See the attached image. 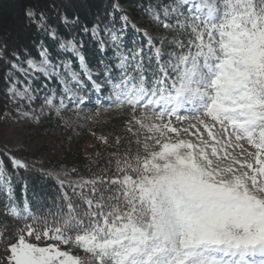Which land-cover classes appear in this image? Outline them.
Wrapping results in <instances>:
<instances>
[{
	"label": "snow or ice",
	"instance_id": "1",
	"mask_svg": "<svg viewBox=\"0 0 264 264\" xmlns=\"http://www.w3.org/2000/svg\"><path fill=\"white\" fill-rule=\"evenodd\" d=\"M112 8L118 11L119 4ZM145 12L174 35L157 43L144 32L145 42L126 48L124 29L106 28L118 75L101 61L110 85L106 99L130 108L128 132L138 136L136 128L146 129L145 154L117 157L112 176L59 181L60 194L41 213H33L27 200L22 209L13 202L12 175L0 161L6 214L23 221L15 242L7 240L6 264H264V0H174ZM26 14L34 17L31 10ZM121 20L127 25V15ZM91 31L96 35L98 27ZM60 47L80 56L72 41ZM105 47L101 41V52ZM41 55L42 65H49ZM29 67L58 74L31 61ZM64 68L82 86L80 73ZM91 87L101 90L95 81ZM174 120L194 122L178 128ZM182 132L198 142L180 138ZM233 147L239 156L228 152ZM9 159L14 170H28ZM29 237L55 243L39 246ZM6 238L0 231V240Z\"/></svg>",
	"mask_w": 264,
	"mask_h": 264
},
{
	"label": "trees",
	"instance_id": "2",
	"mask_svg": "<svg viewBox=\"0 0 264 264\" xmlns=\"http://www.w3.org/2000/svg\"><path fill=\"white\" fill-rule=\"evenodd\" d=\"M172 2L174 0H0V135L8 125L7 114L24 108L30 113L32 121L28 128L34 129L36 138L42 141L31 152L24 149L10 151L0 146V161L12 175V199L21 209L27 200L33 213H41L60 194L58 182L50 176L46 179L40 168L62 166L71 170L80 180H90L101 174L115 175L116 159L122 158L126 152L141 156L145 152L140 147L141 141L130 135L123 120L115 118L111 122L110 134L101 137L90 128H80L75 133L72 128L65 127L53 108L39 110L37 106L27 107L9 91L12 82L9 73L13 72L11 63L38 59L40 50L45 49L53 61L74 64L75 60L59 49V40L51 38L52 30L59 39L72 41L78 46L88 65H96L102 60L108 63L105 58L107 53L99 50L98 42L92 36L94 25L98 27L101 38L106 28H118L123 14L134 20L141 19L142 15H147L145 9L149 6L159 11L162 5ZM114 3L119 4L118 11L113 10ZM29 10L34 13L31 19L26 14ZM141 26L151 28L153 24L146 22ZM85 27L89 29L87 32L84 31ZM169 35L172 37L174 34L169 32ZM133 41L142 43L144 39L140 35L125 34L123 43L126 48H130ZM34 85L38 89L43 88L42 83L34 82ZM137 140L140 143H136ZM44 141L49 142L45 144ZM9 154L25 162L28 170H14ZM44 154H47L44 161H36L37 157ZM25 180L28 183L27 191L24 189ZM65 191L71 194L70 188ZM7 203L8 194L0 192V231L7 233V238L0 240V264H6L7 240L15 242L17 230L23 223L6 214ZM28 239L39 246L55 243L51 240L37 242L34 237ZM59 247L71 250L75 255H84L71 245L61 244Z\"/></svg>",
	"mask_w": 264,
	"mask_h": 264
},
{
	"label": "rangeland",
	"instance_id": "3",
	"mask_svg": "<svg viewBox=\"0 0 264 264\" xmlns=\"http://www.w3.org/2000/svg\"><path fill=\"white\" fill-rule=\"evenodd\" d=\"M127 15V14H123ZM141 16V14H140ZM141 19H135L129 15L127 25L119 19V26L117 29L123 28L125 34L129 35H140L145 42V38L142 33L148 32L150 36L154 37L157 41L161 38H171L169 35V31L165 30L160 25L156 24L149 15H142ZM153 24L151 28H145L141 26L145 23ZM43 27V24H41ZM130 30V31H129ZM51 38L59 40V49L70 55L74 60V64L70 62H62V61H53L49 54L45 49L40 50L38 59H28L24 62H12L13 72L9 73V77L12 82L10 83V89H15V91L24 92L25 98L21 99L16 97L18 100L23 101L27 107L33 108L37 106L39 110H44L45 108H53L56 115L61 118L63 125L67 128H72L73 131H76L80 128H90L92 129L98 136H106L110 134V130L112 127L111 122H114L115 118L118 120H123L126 126H129L128 122L131 120V110L127 106L120 108L115 105H112L108 99L110 93V85L104 82V74H103V64L99 61L96 65H88L83 58V64L87 66V69L91 73L92 80H89L86 76L83 75L81 71V59L79 47L76 48L79 50L80 56L74 54L73 51L67 50L66 48H61V44L67 45L68 41H64L59 39L54 31H51ZM92 36L96 39L99 45L101 41L105 44V52L106 59L108 60L107 64L111 65L113 68V75H118L119 70L115 69V63H117L115 59V50L114 46L110 42L109 35L107 31H105L104 35L100 38L98 32L96 35ZM123 40H125V35ZM133 45H131L132 47ZM130 47V48H131ZM97 48V49H98ZM165 55L167 54V48L164 49ZM42 53H46V57L49 61V65H42V60L44 57L41 55ZM83 57V56H82ZM29 61L36 65L44 66L48 69L49 73L55 71L58 74H50L45 75L42 72L34 71L29 67ZM68 65V69L73 72L80 73L81 84L82 86H78L76 82L71 81L69 71H66L64 65ZM15 65V67H14ZM51 66H59L53 69ZM95 81L96 84L101 86L100 91H95L91 87L92 82ZM34 82L42 83L43 88L38 89L35 87ZM67 82V83H65ZM65 87L71 90V93H74V96L69 95L64 91ZM25 89L28 91L25 92ZM31 95L33 99L29 101L27 99L28 95ZM83 98V103L80 102V98ZM99 98V99H98ZM51 99L52 103H45L46 100ZM63 102V104L61 103ZM27 113V115H24ZM8 125L4 129V131L0 135V146L4 147L6 150L14 151L24 149L27 152H31L35 150L38 146V143L42 141L36 138L34 129L30 130L28 127L31 126L32 121L30 120V113L24 108L15 109L13 112L8 113ZM136 115L141 117V113L138 110ZM142 118V117H141ZM174 126L178 128L188 127L189 123H193L194 121H185L183 123L173 121ZM148 123V121H145ZM136 131L139 133L138 136H134L136 139L141 141L140 147L142 150L143 143L145 140V136L148 135L146 129L136 128ZM190 132L196 133L195 129H190ZM175 137V134H170ZM206 137L207 134L203 133ZM180 138L185 140H192L194 142H198L196 139V135H189L188 133H181ZM45 144H48L49 141H44ZM151 143V142H149ZM245 147H249L245 144ZM210 151V149H209ZM228 152L232 153L234 156H239L240 150L237 148H228ZM46 155H40L37 157L36 161L41 162L46 159ZM223 155V153H221ZM243 159V157H240ZM22 161V160H21ZM23 162V161H22ZM227 162H230L227 161ZM25 163V162H24ZM224 163V161H222ZM238 167V165L236 166ZM40 170L55 181H64L65 184L69 183H77L80 181L79 178L74 176L71 170L64 168L62 166L59 167H49L47 169ZM7 193V192H6ZM71 249H74L73 247ZM62 250V249H61ZM8 253H5V257H7Z\"/></svg>",
	"mask_w": 264,
	"mask_h": 264
}]
</instances>
